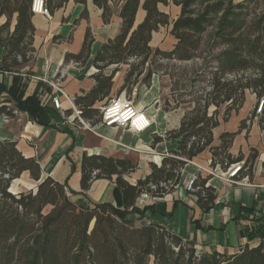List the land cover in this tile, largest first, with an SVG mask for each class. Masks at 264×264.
<instances>
[{"label": "trees", "instance_id": "trees-1", "mask_svg": "<svg viewBox=\"0 0 264 264\" xmlns=\"http://www.w3.org/2000/svg\"><path fill=\"white\" fill-rule=\"evenodd\" d=\"M32 1L0 0V19L5 17V21L0 23V72L10 71L32 58L35 31ZM65 1L58 0L54 5L47 2L48 11L52 13ZM75 1L86 4V0ZM93 1L102 9L105 23L112 17L113 5H120L119 16L122 19L120 33L103 44L93 58L98 70L93 75L96 85L75 97L82 116L96 124L101 121L100 108L96 104L105 98V103L110 99L113 76L117 70L105 74L104 68L112 64H129L125 83L128 81L135 70L130 60L141 57L142 64L145 63L152 52L150 41L153 32L169 23L168 14L159 9V4L167 5L169 0ZM172 1L181 8L171 29L177 43L168 52L157 48L155 54L162 53L167 58L178 60L192 59L201 46L202 34L213 20L217 21L215 36L223 45L217 54V67L211 77V89L204 105L197 106L191 116L183 117L178 129L167 133V137L176 139L177 145L172 154L177 157H164L161 166L153 165L149 175L131 184L125 179V175L135 170L131 161L85 152L81 161L82 191L88 190L97 178L114 179L116 205L109 202L79 205L66 192L67 188L69 193H76L68 188L67 181L59 182L52 177L41 179V166L36 158L25 157L16 141L0 139V264H264V223L261 220L255 229L245 228L243 232L249 240L260 238V243L252 247L245 245L232 254L217 251L199 253L193 241L184 240L157 221L135 225L136 213L141 218L147 210L169 215L160 205L139 209L135 206V200L141 192L149 189L151 182L172 180L177 184L181 169L186 164L185 159H193L209 148L212 165L219 163L226 167L236 161L232 159L229 147L245 127L246 119L242 120L239 130L222 133L221 144L213 146V129L220 120L217 109L209 114L212 104L216 108L225 104L223 120L227 121L233 111L238 112L242 108L247 91L264 100V11L253 31L247 30L242 17L244 8L256 0L237 3L235 0ZM140 7L145 11V16L135 25ZM86 15L84 9L82 16ZM14 18L16 23L11 30ZM91 43L92 36L87 30L81 52L66 54L65 60L84 62L89 57ZM100 63H104V66ZM248 71L253 73L247 75ZM138 73L142 75L143 70ZM152 73L153 70L148 69L143 81L149 82ZM230 75L235 77L229 78ZM44 85L39 82L34 92L25 96V85L18 72L8 88L0 83V92L7 89L9 101L33 119H38L41 112L48 111L62 121L42 103L40 93ZM1 114L11 117L13 109L6 104L0 105ZM160 139L157 136L154 140L158 142ZM74 169L73 164L72 171ZM95 170L98 173L93 176ZM25 172L38 182L36 191L13 193L10 190L12 182ZM205 183L206 180L200 181L202 189L198 191V203L204 210H209L214 205L216 193ZM47 207L50 209L45 211Z\"/></svg>", "mask_w": 264, "mask_h": 264}, {"label": "crops", "instance_id": "crops-1", "mask_svg": "<svg viewBox=\"0 0 264 264\" xmlns=\"http://www.w3.org/2000/svg\"><path fill=\"white\" fill-rule=\"evenodd\" d=\"M45 1L46 4L50 2L54 5L58 0ZM171 2L173 3L169 0V3ZM161 5L164 7L161 8ZM165 6L159 4V9L169 15ZM84 9L87 15L83 17ZM112 9V17L106 23L102 18V9L93 0H86V4L67 0L48 15L34 13L32 58L10 71L0 72V83L6 88L12 84L13 76L18 72L29 75L20 74L25 85V96L31 95L39 82L44 83L40 93L41 101L62 119L59 121L48 111L41 112L38 119H33L27 112L15 107L14 102L9 101L7 89H4L0 92V105L6 104L12 108L13 115L8 116V119L0 115V139L16 141L18 149L25 157L37 159L41 166V179L52 177L59 182L67 181L68 188L76 192L69 193L71 199L73 201L82 199L88 204L109 202L116 205L114 194L116 184L114 179L97 178L88 190L82 191L81 161L85 152L131 161L135 170L125 175V179L135 184L137 180L151 173L153 165L161 166L164 157H173L172 150L176 148L177 143L176 139L167 137V133L178 129L182 118V113H179L177 108L163 107L162 99L165 100V97L162 98L161 82L155 78L148 88H140L137 100L133 98L135 104L152 119V124L147 130L137 133L119 126H97L96 132L84 130L66 121L61 112L52 106L50 98L55 94V90L48 83L31 78L32 76L53 78L64 65L67 66V77L63 81V89L67 94L79 96L91 90L96 85L93 75L98 71L93 64V58L98 49L114 39L121 30L120 5H113ZM180 10L179 7L176 17L179 16ZM144 16L145 11L140 7L135 25L140 23ZM4 21L5 17H2L0 23ZM15 23L14 18L11 30L14 29ZM171 29L172 27L168 28V32ZM87 30L92 36L89 57L84 62L65 60L66 54L81 52ZM155 34L156 31L152 34L150 45L154 42ZM172 38L176 39L174 36ZM112 65H115V68L107 73L104 72L110 74L118 68L113 76L110 98L125 94V70L120 69L118 64ZM106 100L107 98L96 106L100 108ZM246 105L247 100L238 112L231 113L227 121L219 119V125L213 129V146L221 144L222 133L239 130L245 118L242 111ZM63 106L65 110L69 109L65 98H63ZM157 136L161 137L158 142L154 140ZM229 153L232 159L236 160L235 162L226 167H222L219 163L212 165L211 151L206 148L192 159L194 163L185 164L181 169L178 185L160 200H155L153 197L143 198L140 194L137 196L135 200L137 208L143 210L152 205L164 206V210L169 213L168 216L163 215L161 211L153 213L147 210L144 217L141 218L137 213L134 217L147 222L157 221L172 232L181 235L184 240L193 241L199 253L217 251L232 254L239 252L245 245L257 246L260 238L249 240L243 232L245 228L255 229L259 226L260 220L264 223L262 218L264 216V126L260 128L255 121L250 127L242 128L234 137ZM235 163L243 164L236 182L213 176L203 169L212 168L216 172H225ZM73 164L74 171H72ZM191 174L197 175L199 184L201 180H206V186L215 189L216 198L209 210H204L199 205L198 192H188L184 189V180ZM28 177H30L29 173ZM15 182L19 183V180L16 179Z\"/></svg>", "mask_w": 264, "mask_h": 264}, {"label": "rangeland", "instance_id": "rangeland-1", "mask_svg": "<svg viewBox=\"0 0 264 264\" xmlns=\"http://www.w3.org/2000/svg\"><path fill=\"white\" fill-rule=\"evenodd\" d=\"M240 1L241 0H235V3ZM163 7L164 6L161 5V8ZM179 7V5H176L172 2L169 3V5L165 6V8L169 11V23L167 25L160 26L156 31V40L154 39V42H152V45H150L152 52L148 60L143 64V59L141 57H133L130 60L134 64L135 70L134 74L125 83L126 87L124 95L131 100H133V98L134 100H137L140 88H148L151 85L152 80L156 78V80H160L161 82V91L163 94L162 98L165 97V100L162 99L164 101L163 107H166L167 109H169V107L177 108L178 112L182 113L183 118L185 116H191L192 113H194V110H196L195 108L197 106L204 105L207 99V93L211 89V77L217 67V54L223 49V45L220 43V39L216 38L215 36L214 27L217 21L213 20V22L207 26L206 31L202 34L201 46L192 59L178 60L175 58H167L162 53L155 54L154 52L157 48L162 51L168 52L175 47L177 39H174L175 41L173 40V35L171 34V31L168 32V28L172 27V20L175 19ZM263 11V0H256L255 2L251 3L246 9L244 8V10L242 11V17L245 19L244 25L245 27H247V30L253 31L255 29L258 18L262 15ZM100 65L104 66V63H100ZM114 66L115 65H110L104 68V72H109L112 68H115ZM117 66H119L120 69L125 70V78L130 65L122 63L118 64ZM148 69H152L153 73L149 82H145L143 81V78ZM140 70H143L142 75H138V72ZM252 73L253 71H248L247 75ZM234 77L235 75L229 76V78ZM135 88H137V91H135ZM135 92L136 95L134 96ZM246 100L247 105L242 111V114L245 115V118L250 113L256 111L261 99L259 100L257 96L251 91H247ZM225 108V104H222L218 108H216V106L212 104L209 108V114L213 113L217 109V116L222 121ZM245 118H243V120H245ZM256 123L260 128L264 126V114L258 116ZM244 124L245 127H248L246 122ZM17 179L19 180V183H16L15 179L10 186V190L12 192L18 193L22 191L28 192L30 190L36 191L38 182H35L32 178L28 177V173L23 174L20 178ZM13 184L15 185L13 186ZM66 192L69 195V190L67 188ZM73 202L79 205L88 204L82 199ZM49 209L50 207H47L45 211ZM148 223L149 222H147L146 220L135 218V225L137 226ZM92 225L93 222L91 223V227Z\"/></svg>", "mask_w": 264, "mask_h": 264}, {"label": "built area", "instance_id": "built-area-1", "mask_svg": "<svg viewBox=\"0 0 264 264\" xmlns=\"http://www.w3.org/2000/svg\"><path fill=\"white\" fill-rule=\"evenodd\" d=\"M31 10L33 13H41L48 15L49 11L46 6L45 0H33L31 5ZM7 72V71H6ZM21 74V73H20ZM22 76L27 74L22 73ZM29 76V75H27ZM67 77V66H61L58 72L54 75L53 78L46 77H37L32 76L31 78L36 80H41L48 83L54 90L55 94L51 96L52 106L59 110L62 114V117L66 119L69 123L77 125L84 130H90L96 132L97 126H106V127H125L133 132H143L147 130L151 124L152 119L147 115V113L139 108L133 100L125 96L124 94L116 95L110 98L106 103L100 107L101 121L92 124L90 121L86 120L82 116L81 108L76 104L75 97L69 95L63 89V81ZM63 98L68 102L69 109L65 110L63 106ZM264 100L261 99L256 111L250 113L246 118L247 126L253 125L257 120L258 116L262 113V106ZM5 119H8V116L3 114ZM169 155V154H167ZM174 156V155H173ZM174 157H177L176 155ZM186 163H194L192 159H185ZM243 167V164L235 163L229 166L225 172H216L212 168L205 169L209 174L229 182H236V177L238 176L239 170ZM98 173L97 170L93 172V176ZM198 177L195 174H191L184 180V189L188 192H198L202 189V186L197 182ZM178 185L175 184L172 180H160L157 182H151L148 184V190H144L140 193L143 198L153 197L155 200H160L167 192H169L173 187ZM161 191V194L158 192Z\"/></svg>", "mask_w": 264, "mask_h": 264}, {"label": "water", "instance_id": "water-1", "mask_svg": "<svg viewBox=\"0 0 264 264\" xmlns=\"http://www.w3.org/2000/svg\"><path fill=\"white\" fill-rule=\"evenodd\" d=\"M14 182V181H13ZM14 193V192H13Z\"/></svg>", "mask_w": 264, "mask_h": 264}]
</instances>
